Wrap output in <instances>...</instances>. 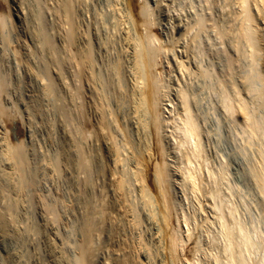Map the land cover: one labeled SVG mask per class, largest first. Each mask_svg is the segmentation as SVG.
I'll use <instances>...</instances> for the list:
<instances>
[{
  "label": "bare ground",
  "instance_id": "6f19581e",
  "mask_svg": "<svg viewBox=\"0 0 264 264\" xmlns=\"http://www.w3.org/2000/svg\"><path fill=\"white\" fill-rule=\"evenodd\" d=\"M60 1L59 2L61 5L60 4L59 5H60V11L61 12H59V13L61 15H59L58 13H56V14H58V16H62V18L65 21V25H67V28H66L67 30H66L65 35L67 36L68 41L70 43L67 42V40H64V41H66L65 45L67 46L68 43L70 44V46L68 45L69 47H71L69 49L70 50L72 49V51L75 54V57L77 59V65L79 67V70L77 72L80 71L81 72L80 76H81V74L83 75V79H84L83 81H86V86L89 87L90 91H92V92H95V91H96V93L99 92V94H97V95H98V98L101 99L100 100L101 102H100V104H97V102H96V105L94 104L95 106H97V105L101 106V108L96 107L97 109L100 108L98 110L101 111L100 112L101 120L99 121V125H98L100 127L99 128L97 127V129L99 130L100 128H104L110 132L111 136H108V138L110 137L109 140H111L110 141L111 142L110 143L111 144L110 150L113 151L114 152L113 154H115V155L121 154L120 152L118 153L119 149L114 144L115 142H113V137L116 135L112 136V134H114L113 132L117 130V128H115L113 126L117 127V125L120 124L118 122V124L116 123L117 125L112 126L111 121H113L112 119H114L112 117H114L113 111H115V110L111 111V109L109 107L112 106L110 104H113L114 107L116 106L118 108V109L116 108L117 110H119L121 107L124 109V111L125 110L127 111L126 112L127 113L126 114L127 120H128L129 125L131 126V127L130 126H128V127L135 129L136 133H139V135L142 136V141H144L143 144L140 145V143H139L140 141L138 142V140H136V142H135V140L127 139L126 138L127 136H125V138L127 140L126 139H124V140H126L125 142H126V145L128 146L127 148L129 150V153H130V154H128L130 156V159L128 156V159L130 160V166H129L130 168L126 169V167H125V169L128 171L126 173L123 172L124 174H121L120 172H122V171L119 170L120 169L119 168V160L120 159L119 160L117 158L114 159V157H113L114 162H112L113 164L111 166V169H109L110 170L109 173L111 175H114V177L116 179L115 183H114V187L112 186L115 189L114 190V192H115L114 199L112 201H110L111 197L109 198L108 197L109 195L106 196L107 192H109V189H106L105 187L101 186V188L98 190V194L96 196L97 199H95L96 204L94 206V211H93V208L90 207L92 209L91 211H93V217H91V218L88 217L86 219H84L82 217V219H84L82 221H84V222H83V224H80V225H83V226H81L82 230H80L82 232L80 234L81 236H79L80 238H78V239L75 238L76 240H72L69 243H65L63 241L65 244H67L66 249L68 250V252H72V254H73V257H74V258H72L73 262L74 263L76 262L75 264H93L94 259L98 258V255H99L98 252L104 247L103 244L105 245V243H108L105 246V247H107V250H108V253H107L108 257H106V260H104L103 263H101L99 261L98 263H100V264H106L107 262H109L107 264H150V263L151 264H264V236H263V232H260L261 230L260 231L258 230L262 234L261 235L256 231L257 229L255 230L256 227L254 229L251 228V229H253L252 231H250L251 230L250 227H249L250 230H248L246 228V226L244 227V225H243L244 222H240L239 221L240 218L239 219L237 218L236 210H238V209L235 208L236 206L233 207L231 205V201H229V202L227 201L228 199H226L227 198L226 194H224V196L226 197L225 199L227 202L224 199H222V198H224V196L222 198H220V196H221L220 194L224 193V191L221 193V189L218 186V185H220L219 182H218L219 183L218 185L216 184L213 186V188L216 186L214 188V190L209 191L205 187V185H208L207 183H205V181L201 182L202 181L201 180L199 184H196L197 182L195 183L196 180L194 179V177H197V176L194 174H197L198 171H197V173H194V174L192 173V172H194L193 170L196 171V167L193 166L196 162H198L199 160L206 161V159H207L204 157L205 155L203 156V152H202V148H203V146H202L203 143H201V140H202L201 128L202 127L200 128V125L197 122V118H196L197 116L193 110L194 102L196 100L193 102V100L195 98H192V97H194L193 95L195 93V88H197V86H199L198 85L199 82L207 83L206 81H210L209 82L210 83L209 84L210 89L215 91L216 95H218L219 107L217 104H215V105H217V109L218 110L222 109L224 111L223 113L225 115H226V113L230 114V115H234V114L238 115L237 119L239 116H243V119L245 116L249 117L250 115H248L247 112L251 111V110L247 109L248 108V107H246L247 106L246 105L247 98L243 97L242 93L245 92L246 94H248L247 96L252 95L254 97L255 101L257 102L256 107H262L261 112L262 111L263 112L261 114H258V116H256V117L252 116L253 118L255 117L253 119L254 121L252 119H250V120L247 119L248 121L252 120L253 122L250 123L249 125L247 124L246 126H247V129H249L251 131L254 130L253 131L254 134L259 132L258 133L259 136L264 141V29L262 28L264 26H261V24H260L262 21L264 22V0H199V2H197V3H199L200 5L202 3H204L203 9L201 11H199L201 9L200 8L199 10H197V9L194 10L195 11L194 13L186 14V16H185L186 22L182 23L183 24L182 26H180L181 23L175 24V22L173 21L169 31H167L165 33H164V28H161V27H163V25H165V24H163V22L165 21L163 19V17L169 16V14L172 13V12H170L171 10H173V12L174 11L176 12L177 9H175V8L181 7L182 9L180 8L181 10H179V11L185 12L186 9H188V7L190 9H195L196 6L194 7L193 5L192 6L188 5V7H187V6L179 5L178 7H175L176 1L178 2L177 4H182V2L184 0H182L181 3H180L181 0H60ZM196 1H198V0H196ZM152 2H155V5ZM184 2H183V4H184ZM191 2H190V4H191ZM193 2H195V1H193ZM173 4H175V6ZM192 4H195V3H192ZM199 4H197V5H199ZM46 5H47V3H46ZM46 5H45V7H46ZM184 5H187V4H184ZM204 5H205V7H204ZM48 6L46 8H48ZM50 8H52V7H50ZM57 8L58 7H56V11L59 10V9L57 10ZM226 9H227V11L225 12ZM10 10H9V12H10ZM206 11H209L208 14L206 13ZM166 12H168V13L170 12V13L167 15ZM191 12H192V10H191ZM180 16H181V14H180ZM10 17H11V15H10ZM174 17L175 16H173V18H169V17L168 18H169V20H172V19H174ZM59 18H61V17H59ZM62 18H61V20H62ZM183 19H184V17H183ZM53 20H56V19H53ZM0 21L2 24L5 23V19H3L2 17L0 18ZM102 21L107 22V26L109 25V27L112 29H119L120 28V32H122L124 34V37H126V39L128 41V43H127V41L124 42V44H126V43L128 44L127 48H125V49H127V50H125L126 53L123 51H119L122 47L119 50L116 49L117 51L122 52V53L118 54L116 58L113 56L114 57L113 63H112V61L110 62L111 67H109V69H108L109 74L106 73L108 70L103 71V72L106 71L105 74L101 71V70H103V68H102L103 65H102V67H100L99 63H97V61H99V57L97 56L98 60L96 61L95 52L97 50L94 51V48L96 49V46L93 47V42H95V44L97 46H100V44L104 38V37H102V39H99V37H100L99 34L101 33L100 30L102 27L101 26ZM55 22H58V21H55ZM105 22H103V23H105ZM11 29H12V27H11ZM160 29L163 31L161 32ZM43 31H45V30H43ZM115 31H117V30H114V34H115ZM210 31H212L215 34L214 38H211V36H213V35H210V33H209ZM59 32H60V30H59ZM88 32L92 33V37L90 36V34H88ZM45 33H47V32H45ZM40 34H41V36L43 35L42 33H40ZM203 34L206 35L207 41H209V39H210V41L215 40V42H212V41L211 42L213 43L214 46H218V48L215 47V48H217L216 50L214 49L216 51V57L213 56L212 60L209 59L210 56L208 57L206 55L207 53H205L203 51V50H206L204 48L205 47L207 48V46H205L204 48L201 47L204 54L201 53L202 51H197L199 49L198 45L202 44V41H204L202 38ZM60 35H63V34H60ZM109 35H111V34H109ZM119 35L120 34H118V36ZM114 36H112V37H114ZM65 37H63V38H65ZM112 37H111V39H112ZM115 37H116V39H114ZM115 37L113 39L116 41L117 36H115ZM120 37H123V36H120ZM124 37H123V39H124ZM106 39L107 38L105 37V40ZM105 40H103V41H105ZM216 40H218L219 42L216 43ZM50 41H51V39H49L48 35H47V37L45 36V43L47 45L50 44ZM109 41H110V39H109ZM117 41L120 42L119 40H117ZM116 42H115V44H117ZM180 42H183V45H180ZM203 43H205V42H203ZM212 43H211V45H212ZM113 45L114 44H112V47H111V44H110V46L109 45L108 46H109V48L111 47L110 49H112ZM213 45H212V47L210 45L209 46L211 48H214ZM103 48H105L107 50L108 47H103ZM13 49L14 48H12V50ZM48 49H46V50H48ZM123 49H124V47H123ZM180 49H181V51H180ZM65 50L67 51V48ZM209 50H210V48H209ZM101 51H104V50H101ZM48 52H50V51H48ZM106 52H108V50ZM119 52H117V53H119ZM212 52L210 51V53L209 52L208 53L212 54ZM69 53H70V51H69ZM114 53L115 52H113V54ZM51 54H53V53H51ZM54 54H55V52H54ZM74 54H72V55H74ZM62 55H63V53H62ZM62 55H61V57H62ZM214 55H215V53H214ZM52 56H54V55H52ZM109 56H111V55H109ZM122 56L126 57V59H125L126 63H127L126 65H124V60L122 59ZM70 57H71V54H70ZM206 57H208V58H207L206 63L204 64ZM214 57L216 58V60L214 59ZM16 58H20V57L18 56ZM71 58L74 59V57H71ZM51 59H53V58H51ZM67 59H68V56H67L66 60ZM15 60H17V59H15ZM72 60H71V62L74 61V60L73 61ZM214 60H215V62H213ZM100 61H102V60H100ZM102 62H104V60ZM61 63H62V61H61ZM111 63H112V65H111ZM65 64H66V62H64V65ZM106 64L108 65V62ZM240 64H241L242 68L245 67V69H243L241 76H239V74L237 76L236 70L239 68V67L237 68V65L239 66ZM64 65H63V67H64ZM107 65L104 64V67ZM59 67H60V65H59ZM61 67H62V65H61ZM70 67L72 68V72H73V69L77 70V68H73L72 66H70ZM75 67H77V66H75ZM99 71L102 72L103 74L100 73ZM77 72H76V74H78ZM176 72H179V74L178 73L176 74ZM174 73H175V76H174ZM98 74H100V76ZM106 74H108V76L106 78H104L103 76H106ZM101 75H103L102 76L103 78H101ZM16 76H17V74H16ZM68 76H70V75H68ZM71 76H72V74H71ZM174 78H176V80ZM212 79L214 80V82L211 81ZM77 80H78V78H77ZM74 83H76V82H74ZM0 84L2 87H6V84H8V82H7V80H5L3 78L0 82ZM10 86H11V84H10ZM203 86H205V84ZM207 86H208V83H207ZM81 87L82 86H80V88ZM205 87L204 88L202 87V90L206 89ZM239 87L240 88L243 87V88L240 89ZM79 90H78V92H79ZM83 90H85V89H83ZM197 90H199V89H197ZM81 92H82V90H81ZM92 92H90V94ZM200 92H201V90H200ZM203 93H204V91H203ZM216 95H215V97H216ZM92 96H91V98H92ZM80 97L83 98L82 96H80ZM198 97H196V98H198ZM253 97H251V98H253ZM203 98L205 99V97H203ZM95 99H97V96ZM99 99H97V101ZM200 99H198V101ZM244 99H246V100H244ZM91 100L92 99H90V101ZM250 100L252 101L253 99H250ZM248 102L249 101H247V104H248ZM98 103H99V101H98ZM209 103H211V102L209 101ZM251 103H254V105H255V102H251ZM79 105H80V103H79ZM82 105H84V104H82ZM83 107H85V106H83ZM254 107H250V108H254ZM80 108H81V110L83 109L82 107H80ZM85 108L87 109V107H85ZM213 108H215V107H213ZM123 109H122V111H123ZM85 111L86 110H84V112ZM96 111L97 110H95V112ZM78 112H79V110H78ZM117 112L119 114V111H117ZM220 112H222V111L220 110L219 113ZM83 113H82L83 117H86V116H84L85 114H83ZM251 113L254 114L253 112H251ZM220 114H222V113H220ZM225 115H224V118L226 119ZM221 116H223V115H221ZM77 117H78V115H77ZM80 117H82V116H80ZM118 117H119V115H118ZM123 118H125V117H123ZM229 118H230V116H229ZM235 118H233V119H235ZM86 119H84V120H86ZM99 119H100V117H99ZM225 119H224V121H227ZM230 119L233 120L232 118H230ZM127 120H125V122ZM238 120H237V122H240ZM244 120L246 121V119H244ZM70 121H72V120H69V122ZM88 121H90V120L88 119ZM95 121H97V120H95ZM198 121H199V118H198ZM245 121H241V123L243 122L245 124ZM2 122H3V120H2ZM125 122H124V124L126 125L127 122L126 123ZM230 122H232V121H230ZM124 124L122 125V127L125 128ZM238 124H240V123H238ZM77 126H76V128H77ZM86 126H88V125L86 124ZM234 127H235V125H234ZM97 129H95V130H97ZM83 130H86V128ZM91 130H93V129H91ZM100 130H102V129H100ZM126 131H128V130H125V135L127 134ZM135 131H134V133H135ZM78 132H79V130H78ZM116 132H115V134H116ZM128 132L130 133L131 131H128ZM132 132H133V130H132ZM253 132L248 131V133H252V134H253ZM85 133H86V131H85ZM110 134H108V135H110ZM120 134H123V133H120ZM258 134L256 136H258ZM123 136H124V134L122 135V137ZM259 136H258V138H259ZM79 137L82 138L81 136H79ZM92 137H94V136H92ZM131 138L133 139V137H131ZM77 139L79 140V138H77ZM94 140H96V139H94ZM99 140H101V139H99ZM75 141H77V140H75ZM202 142H204V141H202ZM260 142H261V140H260ZM108 143L109 142H107V144ZM79 144H81V143H79ZM122 145H124V144H121V146ZM10 146L9 147L5 146L7 148L6 149V156L9 159V161H11V163L14 164V166H15L14 168H16L17 173H19L18 175H20V177L23 176V178H24V175H22V173H21V172L24 173L23 170H25L24 167L27 164V160H26V157H25L24 152H23L24 150L19 145L12 146V147H10ZM124 147L125 146H123V148ZM98 148H100V147H98ZM183 148L187 149V151H188L186 155L184 154L185 152L183 153L184 156L181 153V150L183 152ZM101 150H100V152H101ZM171 150H172V153H173V151L175 152V155H173V156L171 155L172 154L170 152ZM89 151H90V149H89ZM260 151H261V153H260L261 157L259 156L261 158L260 166L257 168V170L255 169V171H257L256 173H257L258 182L256 180L257 178H255V180H256L257 184L259 183L258 185L260 186L261 193L264 196V148H262V150L260 149ZM91 152H92V150H91ZM84 153H85V151H84ZM177 154H182V157L179 158L177 156ZM86 155L87 154H85V155L83 154L82 155L83 157H81V159H80V165L84 168H87L89 165V160H87L88 155L87 156ZM89 155H92V154H89ZM96 155H97V153H96ZM84 156H86L87 159ZM101 156H99V157H101ZM116 157H118V156H116ZM184 157H185V159H183ZM89 158H90V156H89ZM34 160L35 159H33V161ZM94 160H95V158H94ZM128 161H127V163H128ZM201 161H199V163ZM104 162H105V159H104ZM207 162H208V159L204 163L207 164ZM201 163L199 165L204 166V163H202L203 165H201ZM99 164H100V162H99ZM32 165H33V163H32ZM196 166H198V165H196ZM181 167L184 169V170L182 169L184 172L183 171L181 172V175H182L181 178L182 179H181V181H178V178L176 177V174H174V173H176L177 169H180ZM127 168H128V166H127ZM173 168H175V169H173ZM125 169L123 171H125ZM198 169L199 168H197V170ZM86 170H88V169H86ZM92 171L93 170H91V172ZM209 171H211V170H209ZM212 171H214V170H212ZM253 171H254V169H253ZM14 172L16 173V171H14ZM91 172L89 174H91ZM221 172H222V170H221ZM37 173H39V172H37ZM82 173H83V171H82ZM105 173H106V171H105ZM208 173H213V172H208ZM216 174H214V175H216ZM31 175H32V173H31ZM111 175H109V176L111 177ZM197 175H199V174H197ZM209 176H210L209 179H214V178H211V174H209ZM218 176H217V179H218ZM214 177H216V176H214ZM9 178L10 177H8V180H9ZM14 178H16V177H14ZM220 178L223 179L222 176ZM22 179H20L19 182L25 181L24 179H23V181H21ZM93 179H95V177H93ZM217 179H215L214 184L216 183ZM89 180H90V178H89ZM188 180H190L193 183V189H191V191L193 190V192H198L202 196H204V195L205 196L206 195L211 196L210 198L213 200V202H212L213 203L212 204L213 205L212 206L213 211H215L217 218L221 222V224H220L221 228H219V229H221V231L216 230V232H217L216 234H214L215 231L211 233L210 228H209L210 233L207 232V230H204L205 226L206 227L208 226L207 223H209V222L212 223L211 219H208V218H213V217L209 216L207 218V216H206V218H204L206 220L205 222L200 221L201 217L199 215L198 216L200 217V219H198L196 217L197 215H195L194 213L189 214L188 212H186L184 200L182 198L180 199V196H177L178 187H176V186L178 185L181 188L186 187V186H184V183L185 182L187 183ZM34 181H35V178H34ZM100 181H103V180H100ZM222 181H221V184H222ZM84 183L85 182H83V184ZM212 183H213V180H212ZM200 184H201V186H200ZM209 185H210V183H209ZM105 186H106V184H105ZM220 186L222 188L223 185H220ZM3 188H4V186H3ZM211 188H212V186L210 185V190H211ZM260 190H259V192H260ZM110 191H112V190H110ZM80 192H82V191H80ZM88 192L89 191H87V193ZM185 192L183 191L184 195H187ZM0 193H1V191H0ZM110 193H108V194H110ZM93 195H94V193H93ZM112 195H114V194H112ZM259 195H260V193H259ZM105 196L108 200L105 198ZM184 197H185V199H187L186 196H184ZM92 198H90V199H92ZM228 198H230V195L228 196ZM83 199L84 198H82V200ZM9 200L11 203V201H12L11 198ZM261 200H264V199H261ZM84 202H86V201H84ZM90 202L88 204H90ZM17 205H19V204H17ZM17 205H14V206H17ZM49 206H50V204H49ZM3 207H4V205H3ZM87 207H89V206H87ZM9 208H11V207H9ZM45 208L47 209V207H45ZM84 208H86V206ZM17 210H15V211H17ZM187 211H188V209H187ZM45 212H47V210ZM53 212H54V210H53ZM203 212H204V210H203ZM212 212H211V214H212ZM1 213H0V216H1ZM4 213H5V211H4ZM10 213H12V211ZM86 213L88 214L89 211ZM13 214H11V215H13ZM54 216H55V213H54ZM86 216H88V215H85L84 217H86ZM91 216H92V214H91ZM212 216H213V214H212ZM2 217H3V215H2ZM238 217H240V216H238ZM94 218H96L97 221L94 220ZM217 218L215 217V220ZM3 220H7V219H3ZM56 221H55V223H56ZM0 222H2V221H0ZM11 222H10V224H11ZM182 223L185 226L186 231H183L184 227L182 226ZM190 224H191L192 228H190ZM4 225H6V224H4ZM73 225H75V224H73ZM144 225H145V229H146V227L148 229V232L150 235V243L148 242L149 240L146 241L145 237L141 233L142 232L141 227ZM220 225H219V227H220ZM0 226H1V224H0ZM213 226H215V225H213ZM253 226H255V225H253ZM74 228H75V226H74ZM5 229H7V228H5ZM70 229H71V227H70ZM193 229H196L198 232L199 231L202 232L203 235H204V233H206L205 234L206 236L204 235L203 237L207 238V241H206L207 246L204 245V243H206V242H204V238H202L203 242L201 240L202 235H199L197 237V235L193 233ZM216 229H217V227H216ZM70 232H71V230H70ZM15 233H17V232H15ZM75 234H76V232L73 234V236ZM65 236H66V234H65ZM70 236L72 237V235H70ZM69 237H68V241H69ZM65 238H67V237H65ZM103 239L105 240L104 242H103ZM64 243H62V244H64ZM62 246L65 247V245H62ZM101 246H103V247H101ZM71 257H72V255H71ZM74 259H75V261H74ZM96 260H98V259H96ZM25 262L26 261H24V263ZM22 263H23V261H22Z\"/></svg>",
  "mask_w": 264,
  "mask_h": 264
},
{
  "label": "rangeland",
  "instance_id": "374dc122",
  "mask_svg": "<svg viewBox=\"0 0 264 264\" xmlns=\"http://www.w3.org/2000/svg\"><path fill=\"white\" fill-rule=\"evenodd\" d=\"M54 1L53 0H51V1L50 0H0V18L2 17L3 19H5L4 24H2L0 21V79L4 78L8 82V84H6L7 88L2 87L0 84V191H1V193H0V213L2 212L1 216H0V221H2V222H0V224H1V226H0V264H18L19 262H20L19 264H23L24 261H26L24 264H75L76 262L74 263L73 259H72V258H74L73 254H72V252H68V250L66 249L67 244H65V243H69L72 240H76V239L80 238L79 236H81L80 234L82 233L80 230H82L81 226H83L80 224H83L84 221H82V220H84L88 217H90V218L93 217L94 206L96 204L95 199H97L96 196H97L98 190L101 188V186L105 187L106 189H109V192H107L106 196L109 195L108 197L109 198L111 197L110 201H112L114 199V196H115L114 190L115 189L113 187H114V183H115L116 179H115L114 175H111L109 173L110 172L109 169H111V166L113 164L112 162H114L115 158H117L118 160L120 159L119 160V168H120L119 170L122 171V172H120L121 174L126 173L128 171L126 169L130 168L129 167L130 166V160H129L130 156L128 155L130 153H129V150L127 148L128 146L126 145L125 141L127 139L135 140V142H136V140H138V142L140 141L139 142L140 145L143 144V142H144V141H142V136H140L139 133H136L135 129L128 127L130 125L128 123L127 116H126L127 111L126 110L124 111V109L121 107H120L121 110L120 109L117 110L118 108L116 106L114 107L113 104H110V105H112V106L109 105L110 106L109 108L111 109V111L115 110V111H113L114 117H112L114 119H112L113 121H111L112 126L117 125L118 122L120 123L117 125V127L113 126V127L117 128V130L115 129L117 132L114 131L113 132L114 134H112V136L116 135L113 137V142H115L114 144L119 149L118 153L120 152L121 154L115 155V154H113L114 152L110 150V147H111L110 141L111 140H109L110 137L108 138V136H111L110 132L104 128H100V129H102V130L99 129L100 131L97 129V127L98 128L100 127L98 125H99V121L101 120V116H100L101 111L98 110L101 108V106H99V105L95 106L96 102H97V104H100V102H101L100 101L101 99H99L98 95H97V94H99V92L96 93V91L95 92L90 91L89 87L86 86V81H83L84 80L83 75L81 74V76H80L81 72L80 71L77 72L79 70V67L77 65V59H76L75 54L73 53L72 49L71 50L69 49V48H71V47H69L70 42L68 41V38L65 35L66 30H67L66 29L67 25H65V21L62 18V16H58V14L61 15L59 13V12H61L60 11V5H61L60 2L61 1L60 0H54ZM184 1H183L184 4H187V5H184L182 0L180 1V3L182 2V4H177L178 2L176 1L175 2L176 6H175V4H173V5L175 7H178L179 5L187 6V7H188V5L189 6L193 5L194 7L196 6L197 8L195 7V9H190L188 7V9H186V11H185L186 13L179 11L182 9L181 7H180L181 9L179 7L175 8V9H177V11H176L177 13L175 11L173 12V10L170 11L172 13L169 12L170 14L168 12H166V14L167 15L169 14V16L163 17V19L165 20L163 22V24H165V25H163V27H161V28H164V33L169 31L173 21L175 22V24L181 23L180 26H182L183 25L182 23L186 22V19H185L186 14L194 13L195 12L194 10H196V9L199 10L201 8L199 11H201L203 9L204 3H202L201 4L202 6H201L199 3H197V2H199V0L198 1L191 0L192 2L190 0L189 1L184 0ZM193 1H195V2H193ZM190 2H191V4H190ZM46 3H47V5H46ZM152 3L155 5V2H152ZM192 3H195V4H192ZM197 4H199V5H197ZM45 5H46V7L49 5L48 6L49 9L46 8ZM50 7H52V8H50ZM56 7H58L57 10L59 9L58 11H56ZM204 7H205V5H204ZM9 10L11 13L9 12ZM191 10H192V12H191ZM226 11H227V9L225 10V12ZM208 12L209 11H206L207 14H208ZM56 13H58V14H56ZM180 14H181V16H180ZM10 15H11V17H10ZM173 16H175L174 19L169 20V18H173ZM59 17H61L62 20ZM183 17H184V19H183ZM53 19H56V20H53ZM55 21H58V22H55ZM103 22H105V21H102V23H101L102 24L101 25L102 27L100 30L101 33L99 32L100 33L99 36L101 38L99 37V39H102V37H104L103 40H105V37H106L107 41L106 40L105 41L107 43L102 40L100 46H97L95 44V42L92 41L93 47L96 46V49L94 48V51H96V50L98 51V52L96 51L97 53L95 52L96 61L98 60L97 59L98 57H99V61L104 60V62L97 61V63H99L100 67H102V65H103V67H102L103 70H101L102 72L104 70L107 71L109 69V67H111L110 62L112 61V63H113L114 57L116 58L118 54L122 53L119 51L125 52V50H127L125 48H127V46H128V44H127L128 41H127L126 37H124V34L122 32H120V28L119 29H112L109 27V25L107 26V22H105L106 24ZM260 24H261V26H264L263 21ZM11 27H12V29H11ZM262 28L264 29V27H262ZM42 29L45 31H43ZM58 29L60 30V32ZM114 30H117V31H115V34H114ZM160 31L162 32L163 30L160 29ZM43 32L44 33L47 32V33L44 34ZM211 32L212 31L209 32L210 35H213V36H211V38H214L215 34L213 32L212 33ZM40 33H42L43 35L41 36ZM60 34H63L64 36L60 35ZM88 34H90V36L92 37L91 32H88ZM109 34H111V35H109ZM113 34L115 36H117V40H119L120 42H118L117 40H116L117 41L116 42L114 40V39H116V37ZM118 34H120V35L118 36ZM44 35L46 37L48 35L49 39H51L49 45H47L45 43V36ZM204 35L205 34H203V36ZM112 36H114L115 38ZM120 36H123L124 39H123V37H120ZM203 36H202V38L204 41H202V44H199L200 46L198 45L199 49L197 48L198 49L197 51H202L201 47L204 48L205 46H207V48L206 47L204 48L206 50H203V51L205 53H207L206 55L208 57L210 56L209 59L212 60L213 56L216 57V51L215 50L218 48V46L213 45L212 42H215V40L214 41L211 40L212 41L211 42L209 39V41H207L206 35L204 36L205 38ZM63 37H65V38H63ZM111 37H112V39H111ZM109 39H110V41H109ZM64 40H67V42H69L67 44V46L65 45L66 41H64ZM114 41L117 44H115ZM126 41H127V43L124 44V42H126ZM203 42H205V43H203ZM217 42H219V41L216 40V43ZM211 43L214 46V48H211L212 47ZM107 44L109 46L111 44V47H112V44H114L113 48L110 49L111 47L109 48V46ZM101 45L103 47H108L107 50L109 53L106 52L107 50L105 48H103ZM180 45H183V42H180ZM123 47H124V49H123ZM215 47H217V48H215ZM12 48H14V49L12 50ZM66 48H67V51L65 50ZM209 48H210V50H209ZM46 49H48V50H46ZM100 49L104 50L105 52L101 51ZM116 49H118V50L120 49V50L117 51ZM115 50L119 53H117ZM48 51H50L53 54H51ZM69 51H70V53H69ZM180 51H181V49H180ZM203 51L201 52L202 54H204ZM210 51L211 52L213 51L215 53V55L213 52H212L213 55L209 54ZM54 52L56 55L54 54ZM113 52H115L114 53L115 55L113 54ZM62 53H63V55H62ZM70 54H71V57H74V59L70 57ZM72 54H74V55H72ZM52 55H54V56H52ZM61 55H62V57H61ZM109 55H111V56H109ZM18 56L21 59L22 58L23 59L21 60L20 58H16ZM67 56H68L69 60L68 59L66 60ZM50 57L53 59H51ZM103 57L104 58L106 57V58L104 59ZM208 57H206L204 64L206 63ZM215 57H214V59L216 60ZM15 59H17V60H15ZM122 59L124 60V65H126L127 64L126 60H125L126 57L122 56ZM71 60L74 63L71 62ZM215 60L213 62H215ZM61 61H62V63H61ZM64 62H66L65 65H64ZM105 62L106 63L108 62L109 66ZM103 63L107 66L104 67ZM112 63H111V65H112ZM59 65H60V67H59ZM61 65H62V67H61ZM63 65H64V67H63ZM74 65L77 67H75ZM70 66H72V67L74 66L73 68H77V70L73 69V72H72V68ZM237 68H236L237 69L236 70L237 76H238V74H239V76H241L242 71H243V69H245V67L242 68V66L240 64L239 66L237 65ZM76 72L78 74H76ZM102 72H100V73H102ZM105 72H103V73L105 74ZM108 72H109V70L106 73H108ZM177 73L179 74V72H176V74ZM16 74H17V76H16ZM71 74H72V76H71ZM108 74H106V76L101 75V78H103V77L106 78L108 76ZM68 75H70V76H68ZM98 75L100 76V74H98ZM174 76H175V73H174ZM77 78H78V80H77ZM174 79L176 80V78H174ZM1 80H0V82H1ZM211 81L214 82L213 79ZM74 82H76V83H74ZM206 82L208 83V86H207V83H205V82L204 83L199 82V84H198L199 86H197V88H195V93L196 92L197 93L196 94L194 93V95H193L194 97H192V98H195L193 100V102L196 100L194 102V107L196 106L195 107L196 109L193 107L194 113L197 116V117L196 116L195 117L197 118V122L199 123L200 128L202 127L201 132L203 134L201 133V136H202L201 143L204 144V145L202 144L203 156L205 155L204 157L208 159L207 164L204 163L207 161V159H206V161L199 160L202 163H204V166H200L199 164L201 162L199 163V161L196 162L197 164L195 162H194L195 164L193 163L194 164L193 166L196 167V171L193 170L194 172H192V173L194 174V173H197V171H198L197 174H199V175L194 174L197 176V177H194V179L196 180L195 183L197 182L196 184H199L201 180H202L201 182L205 181V183L208 184V185H205V187L209 191L214 190V188L216 186L214 188H213V186L216 184L218 185L220 183V185H223L222 188L220 185H218L221 189V193L224 191V193H222L223 195L222 194H220L221 196L219 195L220 198H222L224 196V194H226L227 198L224 196V198H222V199H224L225 201H226V199H228L227 201L228 202L231 201V205L233 207L236 206L235 208L238 210H236L235 208L234 209L236 210L237 218L238 219L240 218L239 219L240 222H244V224L242 223L244 225V227L246 226V228L248 230H250L251 228L254 229L256 227L255 230L257 229L256 231L259 234H261L260 232H263V236H264V205H263L264 200H261V199H264V196L261 193L260 186L258 185L259 183L257 184V182H258L257 173H256L257 171H255V169L257 170V168L260 166V162H261V158H260L261 157L260 156L261 151H260V149L262 150V148H264L263 147L264 141L259 136V134H258L259 132L254 134V132H253L254 130L251 131V130L247 129V126H246L247 124L249 125L250 123H252L254 121L253 119L256 116H258V114H261L263 112V111L261 112L262 107H256L257 102L255 101L254 97L252 95L247 96L248 94H246L245 92L242 91L243 97L247 98V101H249L248 104L246 101V105H247L246 107H248L247 109L251 110L248 112L246 111L247 114L250 115L249 117L248 116H245L246 118L244 117V119H246V121L243 119V116H239L238 117L239 120L237 119L238 115H235V114L230 115V114L226 113V115H227L226 116L223 113L224 111L222 109H220L222 111V112H220L222 114H220L219 113L220 110L217 109V105L219 107L218 95H216L215 91L210 89V85H209L210 81H206ZM10 84H11V86H10ZM204 84L206 87L203 86ZM80 86H82V87L80 88ZM202 87L203 88L205 87L206 89L202 90ZM241 88H243V87H241ZM83 89H85V90H83ZM197 89H199V90H197ZM78 90H79V92H78ZM81 90H82V92H81ZM200 90H201V92H200ZM203 91H204V93H203ZM90 92H92L95 96L91 93L93 95L92 96L90 94ZM90 95L92 96V98ZM215 95H216V97H215ZM80 96H82L83 98H81ZM96 96H97V99H99L98 100L99 103H98L97 99H95ZM202 96L205 97V99ZM196 97H198V98H196ZM251 97H253V98H251ZM90 99H92L91 100L92 102L90 101ZM198 99H200V100L198 101ZM250 99H253V100L251 101ZM244 100H246V99H244ZM209 101L211 103H209ZM251 102H255V105H254V103H251ZM79 103H80V105H79ZM82 104H84V105H82ZM215 104H217V105H215ZM83 106L87 107V109ZM80 107H82L83 109L81 110ZM96 107H100V108L97 109ZM213 107H215V108H213ZM250 107H254V108H250ZM77 109L79 110V112ZM122 109H123V111H122ZM84 110H86V111L84 112ZM95 110H97L96 111L97 113L95 112ZM116 110L119 111V114ZM251 112H253L254 114H252ZM82 113L85 114L84 116H86V117H83ZM117 114L119 115L120 118L118 117ZM77 115H78V117H77ZM221 115H223V116H221ZM224 115H225L226 119L224 118ZM80 116H82V117H80ZM229 116L232 119L235 117L236 118L231 120L229 118ZM252 116H255V117L253 118ZM99 117H100V119H99ZM123 117H125V118H123ZM198 118H199V121H198ZM84 119H86V120H84ZM88 119L90 121H88ZM224 119L227 121H224ZM236 119L240 122H237ZM247 119L248 120L252 119L253 121L252 120L248 121ZM2 120H3V122H2ZM69 120H72V121H70L71 123L69 122ZM95 120H97V121H95ZM125 120H127L126 121L127 123L125 122ZM230 121H232V122H230ZM241 121H245V124L243 122L241 123ZM124 122L126 123V125L124 124ZM91 123L92 124L94 123L93 125L95 127ZM238 123H240V124H238ZM86 124L88 126H86ZM123 124L125 125V128L122 127ZM234 125H235V127H234ZM76 126H77V128H76ZM241 127L242 128L246 127V128L242 129ZM85 128H86V130H83ZM89 129L90 130L93 129V130L90 131ZM95 129H97V130H95ZM131 129L133 130V132ZM78 130H79V132H78ZM125 130L131 131L132 133L131 132L129 133L128 131H126L127 134L125 135ZM247 130L249 132H253V134L248 133ZM85 131H86V133H85ZM134 131H135V133H134ZM115 132H116V134H115ZM120 133H123L124 136L122 137L123 134H120ZM108 134H110V135H108ZM257 134H258L259 138H258V136H256ZM79 136H81L82 138H80ZM92 136H94V137H92ZM125 136H127L126 137L127 139L125 138ZM131 137H133V139ZM77 138H79V140ZM94 139H96V140H94ZM99 139H101V140H99ZM124 139H126V140H124ZM75 140H77V141H75ZM260 140H261V142H260ZM202 141H204V142H202ZM107 142H109V143L107 144ZM79 143H81V144H79ZM121 144H124V145L121 146ZM17 145L22 147V149L24 150L23 151L24 155H25L26 160H27V164L24 167L25 170H23L24 173L21 172L22 175H24V178L22 175H21L22 177H20V175H18L19 173H17L16 168H14L15 167L14 164L11 163V161H9V159L6 156V149H7L6 147L7 146L12 147V146H17ZM123 146H125V147L123 148ZM98 147H100V148H98ZM89 149H90V151H89ZM91 150H92V152H91ZM100 150H101V152H100ZM84 151H85V153H84ZM170 152L172 153V150ZM187 152L188 151L185 148H183V152L181 150L182 154L184 153L186 155ZM96 153H97V155H96ZM83 154L88 155V156L86 155L88 159L86 158V156H84L87 160H89V165L87 168H84L80 165V159H81V157H83L82 156ZM89 154H92V155H89ZM182 154H177V156L180 158V157H182ZM184 154H183V156H184ZM171 155L172 156L175 155V152L173 151V153ZM89 156H90V158H89ZM99 156H101V157H99ZM116 156H118V157H116ZM128 156H129V159H128ZM93 157L95 158V160ZM113 157H114V159H113ZM103 158L105 159V162H104ZM33 159H35L36 161L35 160L33 161ZM183 159H185V157ZM126 160L127 161L129 160L128 163ZM99 162H100V164H99ZM32 163L34 166L32 165ZM202 163H201V165H203ZM196 165H198L199 167ZM127 166H128V168H127ZM125 167H126V169H125ZM197 168H199V169L197 170ZM86 169H88V170H86ZM124 169H125V171H123ZM173 169H175V168H173ZM182 169L183 168L181 167L180 169H177L176 173H174V174H176L178 181H181V179H182L181 178V176H182L181 172L184 170V169L183 170ZM253 169H254V171H253ZM91 170H93L92 171L93 173L91 172ZM104 170L106 171L107 174L105 173ZM209 170H211V171H209ZM212 170H214V171H212ZM221 170H222V172H221ZM14 171H16L17 174ZM82 171H83V173H82ZM37 172H39V173H37ZM90 172H91V174H89ZM208 172H213V173H208ZM31 173H32V175H31ZM108 174L111 175V177ZM209 174H211V178H214V179H209V177H210ZM214 174H216V175H214ZM214 176H216V177H214ZM217 176H218V179H217ZM221 176L223 177V179L220 178ZM8 177H10L9 180H8ZM14 177H16V178H14ZM93 177H95V179H93ZM22 178L25 181L19 182L20 179H22ZM34 178H35V181H34ZM89 178H90V180H89ZM255 178H257L256 179L257 182H256ZM23 179L21 181H23ZM215 179H217V180H216V183L214 184ZM100 180H103V181H100ZM212 180H213V183H212ZM188 181H187V183L186 182L184 183V186H186V187L181 188L177 184H176L177 186L175 185L176 187H178L177 196H180V199L182 198L184 200L186 212H188L189 214L194 213L195 215H197L196 217L198 219H200V217H201L200 221L205 222L206 220L204 218H206V216H207V218L209 216L213 217V218H208V219H211L212 223L209 222L211 225L209 223H207L208 226L209 225L210 226L209 227L207 226L208 228L205 226L204 230H207V232L210 233V230H209V228H210L211 233L215 231L214 234H216L217 233L216 230L221 231V229H219V228H221V225H220L221 222L217 218L215 211H213V207H212L213 206L212 205L213 200L210 198L211 196H209V195L202 196L198 192H193V190L191 191V189H193V183L190 180H188ZM221 181H222V184H221ZM83 182H85V183L83 184ZM209 183L213 188V189L211 188V190H210ZM105 184H106V186H105ZM3 186H4V188H3ZM200 186H201V184H200ZM110 190H112V191H110ZM182 190L184 192L187 190L185 192L187 195H184ZM259 190H260V192H259ZM80 191H82V192H80ZM87 191H89L90 193L89 192L87 193ZM93 193H94V195H93ZM108 193H110V194H108ZM259 193H260V195H259ZM112 194H114V195H112ZM229 195H230V198H228ZM106 196H105V198H106ZM184 196H186L187 199H185ZM8 198L9 199L11 198V200H12L11 203H10V200ZM82 198H84V199L82 200ZM90 198H92V199H90ZM84 201H86V202H84ZM89 202H90V204H88ZM16 203L19 205H17ZM49 204H50V206H49ZM3 205L5 208L3 207ZM14 205H17V206H14ZM85 206H86V208H84ZM87 206H89V207H87ZM9 207H11V208H9ZM45 207H47V209ZM90 207L93 208V211H91L92 209ZM187 209H188V211H187ZM15 210H17V211H15ZM46 210H47V212H45ZM53 210H54V212H53ZM203 210H204V212H203ZM4 211H5V213H4ZM11 211H12V213H10ZM88 211H89V213L87 214L86 212H88ZM211 212H212L213 216H212ZM54 213H55V216H54ZM11 214H13V215H11ZM91 214H92V216H91ZM2 215H3V217H2ZM85 215H88V216L84 217ZM238 216H240V217H238ZM82 217L84 219H82ZM215 217L217 218L216 220H215ZM3 219H7V220H3ZM94 220H96V218H94ZM55 221H56V223H55ZM10 222H11V224H10ZM4 224H6V225H4ZM73 224H75V225H73ZM218 224L220 225V227ZM252 224L255 226H253ZM213 225H215V226H213ZM74 226H75V228H74ZM182 226L184 227L183 231H186V228L183 225V223H182ZM70 227H71V229H70ZM142 227H141V230H142L141 233L145 237L146 241L149 240L148 242L150 243V235H149L148 229H147V227L145 229V225ZM216 227H217V229H216ZM249 227H250V229H249ZM5 228H7V229H5ZM190 228H192L191 224H190ZM69 229L71 230V232ZM253 229H251L250 231H252ZM258 230L259 231L261 230V231L259 232ZM15 232H17V233H15ZM75 232H76V234L73 236V234ZM193 233L196 234L197 237L199 235H202V237H201L202 242H203L202 238H204V242L207 241V238L203 237L206 233H204V235H203L202 232H200V231L198 232L196 229H193ZM65 234H66V236H65ZM70 235H72V237ZM65 237H67V238H65ZM68 237H69V241H68ZM104 241L105 240L103 239V242ZM62 243H64V244H62ZM107 244L108 243H105V245L103 244L104 247L101 246L103 248L98 252L99 253L98 258H96L98 260L94 259L93 264H100V263H98L99 261L101 263H103L104 260H106V257H108V255H107L108 250H107V247H105V246ZM62 245H65V247ZM204 245L207 246V242L204 243ZM71 255H72V257H71ZM22 261H23V263H22ZM74 261H75V259H74ZM107 263H109V262H107Z\"/></svg>",
  "mask_w": 264,
  "mask_h": 264
}]
</instances>
